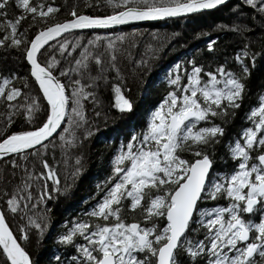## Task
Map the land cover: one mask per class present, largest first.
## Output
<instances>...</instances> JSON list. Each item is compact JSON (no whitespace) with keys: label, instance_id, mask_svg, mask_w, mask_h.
I'll use <instances>...</instances> for the list:
<instances>
[{"label":"snow or ice","instance_id":"snow-or-ice-1","mask_svg":"<svg viewBox=\"0 0 264 264\" xmlns=\"http://www.w3.org/2000/svg\"><path fill=\"white\" fill-rule=\"evenodd\" d=\"M226 2L96 0V6L103 3L111 10L110 14L85 15L73 10L70 18L56 21L58 8L51 4L45 7L43 3L33 6L30 0H0V17L6 18L10 7L21 10L14 21L0 22L3 32L0 47L22 50L30 76L47 102L45 107L37 96L10 86L20 79L26 89V77H18L15 72L0 73V103L7 109V116L2 113L0 116L4 118L6 132L12 124V115L21 110L26 125L30 126L0 137V157L12 154L23 162L27 160L26 150H31L29 154L37 157L43 168L42 172H36L34 167L11 161L13 168L25 167V175L12 188L11 195L5 192L6 210L12 214L19 212L27 220V225L20 228V240L28 239L26 228H34L39 238L47 227L40 222L45 219L43 215L39 219L28 215L29 204L35 210L44 204L45 197L54 199V194H62L55 165L50 166L43 159L54 134L59 130L60 147L65 152L75 147L77 140L87 139L93 130L85 131L81 137L75 135L86 123L83 101L97 104L98 89L109 83L114 100L111 107L120 114L133 111V104L123 92L124 78L115 64L124 34L72 39H64L62 34L111 29L131 21L187 20L203 15L205 10H217ZM85 7L92 5L86 3ZM27 14H31L33 25L38 22L44 25L30 42L25 39L28 29L18 31L19 22ZM231 14L230 25L216 27L244 38L243 47L231 59L241 69L242 77L247 78L250 69L245 61L254 69L257 58L264 55V48L259 52L252 50L256 39L246 35L258 27L260 39H264V0H238ZM246 20L252 21V27L241 22ZM56 38L61 39L51 44ZM45 48L52 55L41 66L39 54ZM207 49L214 52L215 41H210ZM105 54L107 60L102 58ZM146 63L143 59L136 61L138 66ZM227 63L226 58L224 63L205 71L202 64L189 59L178 61L168 70L164 80L171 90L147 114L146 127L116 148L110 159V175L96 185L97 192L102 193L100 199L57 235L55 242L73 252L56 256L55 264H264V93L258 95V106L246 113L245 120L250 126L223 144L225 153L218 159L214 158V152L208 153V149L214 150L221 144L225 135V129L213 123L212 118L227 122L226 118L234 116L240 107L245 92L242 77L227 69ZM109 72L116 74L111 81ZM22 95L23 102L14 104ZM41 113H46V118L37 126L34 120ZM64 120L66 124L62 123ZM201 122L205 126H200ZM185 152L191 153L190 160L183 158ZM75 159L78 165L80 158ZM229 161L234 167H228ZM216 164L220 167L213 170ZM78 172L77 167L73 175ZM41 181H51V190ZM31 188L37 189L35 197ZM220 200L226 204L216 203ZM202 201H211L212 206L201 207ZM125 208L140 210V221L126 222ZM201 231L203 237L197 239ZM0 250V264H38L18 243L3 212H0Z\"/></svg>","mask_w":264,"mask_h":264},{"label":"trees","instance_id":"trees-1","mask_svg":"<svg viewBox=\"0 0 264 264\" xmlns=\"http://www.w3.org/2000/svg\"><path fill=\"white\" fill-rule=\"evenodd\" d=\"M30 3L33 6H36L38 3H43L45 7L49 4L57 7L58 11L55 13L56 21H63L70 18L69 13L73 10L77 14L82 13L85 15H105L111 12L103 3L97 7L96 0H30ZM86 3L91 4L92 7H85ZM237 3L238 0H230L217 10L205 11L203 15L190 16L187 20L183 18H172L145 23L140 26L112 30L81 31L62 36L64 39H72L74 36L91 37L93 35H100L106 37L109 34H124L125 39L119 45L120 51L116 53L115 64L124 78L123 92L126 98L133 104V111L131 113L120 114L111 107L114 103L111 83L106 87L101 86L98 89L97 104L93 105V103L89 101H83L86 117L91 116V113H99V117L101 118L117 117L118 121L115 126L106 132H103L101 128L95 131L91 125L92 121L91 123L86 121L85 124L87 128L85 131L93 130L92 134L88 136V139H92L91 142L88 140L91 143V147L89 146L87 150L86 148L84 149V155L82 157L85 162L82 169L78 167L79 172L76 175H73V173L77 168L74 163L77 157L67 155V151L65 152L60 147L59 130L53 136L54 138L52 140L50 139L51 141L49 140V146L44 152L43 159H45L50 166L55 165V170L59 178V187L62 192V194H54L55 198L52 200L57 201L61 198H68L70 199L67 202L68 205L63 207L61 212L56 213L54 218L47 215L45 216V221H50V223L46 227L47 231L45 230L46 233L42 240L39 241L40 245L36 253L33 254L25 248L22 243L23 240L19 239L20 228L22 225H27V220L22 219L19 212L18 214L16 213L17 216L15 219L18 228H13L10 218L4 215L9 229L13 232L17 241L27 251L31 259L38 260V264H49V261H51V264H55L54 258L56 256L72 254L73 250L71 248L58 245L55 242L57 235L62 231H66L73 218L82 217L84 213L90 211L100 199L102 193L97 192L96 185L103 181L106 176L110 175V159L112 155L118 145L122 142L126 143L131 135L135 132H140L146 127L147 114L160 103L164 95H166V92L171 90L169 86L166 85L164 78L168 70L174 64L178 61L185 62L186 60L192 59L195 60L198 65L202 64L205 71H208L224 63L227 58L228 63L226 68L231 69L238 76L242 77L241 69L235 64L231 57L238 48L243 47L245 42L244 38L216 27L217 24H231L233 19L231 10ZM74 5L75 7H73ZM7 11V17H0V22H2L3 19L14 21L16 16L21 13V10L15 7H10ZM244 11L247 12L248 15H251L247 8H245ZM37 21H39V19H37ZM51 22L50 19L49 23ZM241 22L247 23L249 27H252L251 20ZM30 25L31 27H29ZM43 26L44 25L39 22L33 25L32 16L27 14L25 18L19 22L18 31L23 32L25 29H28L25 39L30 42L36 31ZM198 33H200V35H198ZM202 33H207V35H203ZM246 35L256 39V43L252 45V50L254 52H259L264 48V39H260V28L257 27L254 31ZM2 36L3 32L0 31V37ZM60 39L61 38H58L51 44L55 45ZM210 41H215V51L211 53L207 49V44ZM84 42H87L86 38ZM100 51L102 52L103 49H100ZM51 55L52 52L45 48L43 53L39 54L38 62L45 66ZM102 58L107 60V55L105 54ZM142 59L146 60L147 63L138 66L136 61ZM245 63L250 69V75L247 78L242 77L245 85V92L240 107L235 110L234 116L226 118L227 122H225L224 119L212 118L213 123L219 124L225 129V135L222 138L221 144L217 145L214 150L208 149L209 155H213V152L215 153V159H218L221 153H225L223 144L228 141L230 136H238L242 128L249 126V122L245 120L246 113L250 111L253 106H258V95L264 93V55L257 58L254 69L249 61L246 60ZM13 72H15L18 77H26L28 87L25 89L24 81L20 79L13 81L10 86L20 87L22 93L37 96L39 102L46 107V103L39 93L35 82L29 75L28 66L23 58L22 50L0 47V73L10 75ZM115 75L114 72H109V80L111 81L112 77ZM61 82L64 83L65 81L62 79ZM114 82L119 83V81ZM23 99L24 98L20 101L16 100L15 102L22 103ZM0 109L4 110L3 115L7 116V109L4 103H1ZM44 118H46V113H41V116L37 119L38 121L35 117L34 124L38 126L42 123ZM0 123L3 124V127L0 128V137H3L5 134H10L12 131L30 127L25 123L23 110L12 115V124L8 127L7 132L3 116ZM63 123L66 124L67 120H64ZM89 124L90 128L88 127ZM200 126H205L204 122H201ZM30 151L26 152L27 160L23 162L20 161L19 156L13 155L0 160V170L4 168L7 169L3 183L2 177L0 176V212H3V214L8 212L5 204V201L8 199V195H5V192H7L6 189L8 187L12 189L15 185L20 183V180L25 175V167H34L36 172L43 171L38 158L30 155ZM182 156L189 160L192 158L189 152L182 153ZM13 159L16 160L17 165L23 163L25 167L13 168L11 164ZM219 167L220 164H216L213 166V170ZM228 167H233L231 161H229ZM44 183L48 184L50 191L51 181L40 182V184ZM69 183H73L71 189H68L72 194H69L70 191L65 190L66 184ZM30 191L35 197L37 189L31 188ZM216 203L226 204L223 200L217 201ZM208 204L212 205V202L208 201ZM38 209L39 206L35 210L31 209V204H29L28 215L34 216L35 218L38 216L39 218L40 213L43 211H38ZM8 214L12 217L15 215L10 212H8ZM123 218L129 223L133 222V220L140 221L141 212L140 210L129 211L125 208ZM192 227H195V224H193ZM29 230L30 229L26 228V232ZM188 233L192 235L190 229ZM202 237L203 231H201L196 238L199 239Z\"/></svg>","mask_w":264,"mask_h":264},{"label":"rangeland","instance_id":"rangeland-1","mask_svg":"<svg viewBox=\"0 0 264 264\" xmlns=\"http://www.w3.org/2000/svg\"><path fill=\"white\" fill-rule=\"evenodd\" d=\"M31 15V14H30ZM36 19H39L38 17L36 18ZM20 71V70H19ZM33 96V95H32ZM22 96L21 97H17L14 101H13V103L14 104H16V103H18V102H15L16 100H22ZM0 105H1V103H0ZM0 113H4V110H1L0 109ZM41 116V114H37L36 115V120L37 119H39V117ZM94 118V119H93ZM93 119V120H92ZM0 121H2V116H0ZM38 121V120H37ZM86 121H88L89 123H91V121H92V123H91V125H92V127L94 128V130H96V129H98L99 130V128H101V130H103V132H106V131H108V130H110L113 126H115L117 123V117H113V118H101V117H99V116H97L96 114H94V113H91V116H89V117H86ZM36 122V121H35ZM249 126H250V124H249ZM1 127H3V124L2 123H0V128ZM88 127L90 128V124L88 125ZM86 128H87V125L86 124H84V126H83V128L81 129V130H79V131H77L76 133H75V135L77 136V137H81L82 135H83V132L86 130ZM54 138V137H53ZM52 138V139H53ZM51 139V140H52ZM129 139V138H128ZM50 140V141H51ZM91 142L92 141V139L90 138V139H85V140H83V141H80V140H77V142H76V146L75 147H70V148H68L67 149V155H73L74 157L76 156V157H79L80 159H79V164L77 165V163H76V161H74V163L76 164V166L77 167H80L81 169H82V167H83V164H84V159H83V155H84V149L86 148V150L87 149H89V146L91 147V143L89 142V141ZM49 141V142H50ZM127 142V141H126ZM86 146V147H85ZM35 157V156H34ZM69 158H70V156H69ZM86 159H87V157H86ZM76 160V159H75ZM65 167V166H64ZM233 167H234V165H233ZM80 169V170H81ZM6 170L7 169H3V170H0V176L2 177V183L4 182V180H5V178H4V176H5V174H6ZM82 171V170H81ZM3 172V173H2ZM1 180V179H0ZM73 186V183L71 184V183H69V184H66V188H65V190H68V189H71V187ZM7 190V193H8V195H10V192H11V190L12 189H9V187L6 189ZM68 191H70V190H68ZM69 194H72V192L70 191V193ZM59 199V198H58ZM70 199H68V198H61V199H59V200H57V201H54V200H52V199H50L49 200V198H47V197H45V203H44V205H42V206H39V209H38V211H43L42 213H40V215L39 216H41V215H43L44 217L47 215V216H51L52 218H54L55 217V214L56 213H59V212H61L62 210H63V207H65L66 205H68L67 204V202L69 201ZM49 206V207H47V206ZM204 206H212V205H209L208 204V202H204V201H202L201 202V207H204ZM18 214V213H17ZM17 214H15L13 217L12 216H10L9 214H8V212H5L4 213V215L8 218H10V222H11V226L13 227V228H18V226H17V222H16V219H15V217L17 216ZM37 219H39L38 218V216H37ZM42 224H44V223H46L47 225H49V223H50V221H48V222H46L45 221V219L44 220H42V221H40ZM45 230H46V228H45ZM44 230V232H43V234H42V236H40L39 238H38V236H37V232H36V230L34 229V228H32V229H30L29 231H27V236H28V239L25 241V240H23V245L25 246V248L31 253V254H33V253H36V251H37V249H38V246L40 245L39 244V241H41L42 240V238H43V236L45 235V233H46V231ZM0 252H1V250H0Z\"/></svg>","mask_w":264,"mask_h":264},{"label":"water","instance_id":"water-1","mask_svg":"<svg viewBox=\"0 0 264 264\" xmlns=\"http://www.w3.org/2000/svg\"><path fill=\"white\" fill-rule=\"evenodd\" d=\"M230 0H227V2L226 3H228ZM219 8V7H218ZM205 11H210V10H205ZM165 19H169V18H165ZM165 19H157V20H145V21H131V22H129L128 24H125V25H116V26H112V28L111 29H96V30H112V29H120V28H125V27H133V26H140V25H142V24H145V23H150V22H155V21H161V20H165ZM172 19V18H171ZM81 31H93V30H73V32L72 33H75V32H81ZM62 36H65L64 34H62ZM58 38H56V40H57ZM55 41V40H54ZM54 41H52V42H54ZM52 42H50V43H52ZM26 64H27V62H26ZM28 66V71H29V75H30V66L29 65H27ZM41 66H43L42 64H41ZM31 77V76H30ZM32 78V77H31ZM33 79V81H34V78H32ZM35 82V81H34ZM36 87H37V89H38V91H39V88H38V85H36ZM41 94V96H42V93H40ZM43 98V97H42ZM45 103H47L46 101H44ZM64 121H62V123H63ZM55 135V134H54ZM53 138V137H52ZM51 138V139H52ZM27 151H30V150H26V152ZM9 156H12V154H8V155H6V156H4V157H0V160L1 159H4V158H6V157H9ZM6 222V221H5ZM7 224V223H6ZM11 231V230H10ZM19 243V242H18ZM1 252H2V250H1Z\"/></svg>","mask_w":264,"mask_h":264}]
</instances>
